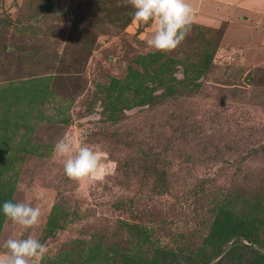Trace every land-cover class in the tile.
Wrapping results in <instances>:
<instances>
[{
    "label": "rangeland",
    "instance_id": "obj_1",
    "mask_svg": "<svg viewBox=\"0 0 264 264\" xmlns=\"http://www.w3.org/2000/svg\"><path fill=\"white\" fill-rule=\"evenodd\" d=\"M119 1L0 0L10 47L0 46V117L9 122L6 133L0 123V176L11 180V201L41 210L27 232L5 220L0 255L8 238L29 234L48 248L38 264L80 242L128 252L140 230L145 254L158 245L199 256L213 248L206 239L221 206L240 218L250 201L264 207V0H189L191 32L171 53L147 46L153 25L114 22L127 6ZM41 7L49 11L38 22ZM166 62L175 68L162 73ZM24 83L39 87L36 99L21 100ZM153 87V101L138 104L139 89ZM62 138L102 152L96 180L65 176L53 157ZM56 205L62 228L48 235Z\"/></svg>",
    "mask_w": 264,
    "mask_h": 264
},
{
    "label": "trees",
    "instance_id": "obj_2",
    "mask_svg": "<svg viewBox=\"0 0 264 264\" xmlns=\"http://www.w3.org/2000/svg\"><path fill=\"white\" fill-rule=\"evenodd\" d=\"M111 1H112L111 3L105 4L106 6L109 5V8L120 3L119 0H111ZM99 3L100 2L98 1L96 8L99 7ZM48 11H49L48 7H43V8L41 7L40 12L37 13V15L35 16V20H37L38 22L44 20L45 19L44 15H47ZM133 12L134 9L131 6L127 5L126 10L122 12L119 16L118 13L114 15L113 21L116 23H120L122 21L123 22L122 25L125 27L133 22L132 20ZM9 23H12V21L9 22L4 21L2 26L3 27L5 25L9 26ZM77 24H79V22H77ZM1 38H2V31H0V46L1 45L3 46V50L10 48L9 46H7L8 42L6 40L3 41ZM149 56L152 59V61L155 62L154 56L153 55H149ZM143 59H144L143 57H140L137 58L136 61L138 63H142L145 66H148L143 61ZM211 59L212 57L210 56L209 61H211ZM175 65L176 63L173 62L164 63L163 65H161L162 73L166 71L174 70ZM182 65L185 67L184 71L186 74L192 71L186 63L183 62ZM198 67L201 66L198 65ZM145 68L147 70V67ZM199 69H200L199 72L201 73V68ZM133 71L134 73H136L135 70ZM140 75L142 76V74ZM140 75L139 76L134 75L133 77L135 78V80H137L140 77ZM154 76L156 78H159L160 73ZM188 78L186 77L185 80H188ZM158 82L162 83L161 81ZM24 85L25 88L20 93L21 100H24V98L29 100L36 99V97L38 96L36 92L39 90V87L36 86L37 91L34 92L35 89L34 87L30 86L31 89L29 90L27 84L24 83ZM154 91H155V87L147 88V89L143 88V91L139 89V94L141 97L138 101V104L147 105L149 102H152ZM8 96L9 95H6L3 98L6 102H7L6 98ZM105 108L107 110L109 109L112 110L111 113L116 112V110H113L112 107H110V105L106 104ZM2 121H4L3 123V131H4L5 126H8L9 122L5 116L0 117V123H2ZM65 121L67 120L65 119ZM4 132L6 133V131ZM16 155L17 152L16 150H14L13 156ZM5 164H7V166L5 167L7 171L11 169L14 170V166L12 165L13 164L12 162L6 161ZM0 171L1 174L4 173L5 170L2 169ZM3 179L4 178L0 176V235L3 224L7 219L3 215L2 205L5 201H9V200L11 201L10 194L12 193V187L9 184V181L11 180H3ZM247 204H248L247 208L251 210V213L249 214L248 211V214H246L242 218L238 217L233 210L228 208L229 205L225 204L224 206L220 207L212 223L209 236L206 239L207 241L206 243L212 245L213 248L210 251L202 249L201 250L202 257L201 254L199 256L197 253L196 255L192 254L193 251L189 252V254H186L189 249L185 246H182L180 248H170L167 246L164 247V246L154 245L152 248L153 251L149 254H145L144 247L148 245L147 242L144 241L142 237V234H145V232L140 230H132L136 234L138 243H141V245L136 246L137 248L134 247L133 250L128 251L131 253H128L125 250L121 252L120 248L113 244H111L107 248H104L100 243H97V241L96 242L90 241L91 244L80 242L83 245L81 246L76 245V248L70 251L67 255L59 254L56 258L51 259L52 261L50 262L52 264H192L190 262L199 261V264H211L212 261L219 258V256L223 252L224 247L230 244L232 240H235L232 243V248L227 252L224 259L218 261L216 264H231L230 262H232V264L234 262L238 264H264V254L260 255L259 254L260 251L254 249L253 247V245H258L260 247V250L264 251V213H263L264 207L259 205L260 203L254 204V201H250ZM61 206L62 205H56L53 207V210L50 215V219L47 224L48 235H53L57 229L62 228L60 222L61 220H63L64 216L62 215L63 208ZM198 257H200V260H198ZM251 257H253V259ZM44 261L45 259L40 264H45ZM193 264H198V262Z\"/></svg>",
    "mask_w": 264,
    "mask_h": 264
},
{
    "label": "clouds",
    "instance_id": "obj_3",
    "mask_svg": "<svg viewBox=\"0 0 264 264\" xmlns=\"http://www.w3.org/2000/svg\"><path fill=\"white\" fill-rule=\"evenodd\" d=\"M134 12V23L151 24L154 31L147 39V46L158 53L176 50L191 32L194 10L189 0H121ZM102 152L87 144L75 148L70 138L60 139L54 146L53 157L63 163L65 176L77 183L96 180L103 167ZM3 215L25 232L35 229L40 222L41 210L31 203L5 201ZM0 264H38L48 248L32 235L8 238Z\"/></svg>",
    "mask_w": 264,
    "mask_h": 264
}]
</instances>
